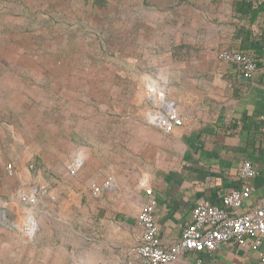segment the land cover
<instances>
[{
  "label": "crops",
  "instance_id": "1",
  "mask_svg": "<svg viewBox=\"0 0 264 264\" xmlns=\"http://www.w3.org/2000/svg\"><path fill=\"white\" fill-rule=\"evenodd\" d=\"M165 2L160 15L153 13L163 19L165 40L157 48L163 52L153 49L151 56L152 87L172 102L182 126L164 134L150 123L162 137L158 145L145 124L137 127L146 138L116 137L115 146L127 144L133 154L119 162L120 171L102 160L103 152L94 159L95 145L85 143L93 149H81L70 163L80 159L89 170L72 177L66 169L61 179L47 166L35 167L58 154L43 147H58L59 109L42 100L60 94L38 91L43 69L39 74L36 67L43 65L23 60V0H0V115L6 122L0 124V162L15 164L14 174H0V264H126L127 251L140 241L137 216L147 202L145 188L156 200L154 219L164 246L181 238L201 201L221 206L224 195L243 185L251 192L237 213L264 200V0L254 6V17L236 11L241 0ZM172 2L184 5L172 11ZM223 49L253 54V77L220 61ZM105 141L99 147L106 148ZM245 161L259 174L243 182L237 172ZM109 177L112 188L94 196L91 186ZM33 192L38 200L30 206L20 194ZM29 219L37 227L32 241L20 231ZM197 258L201 264H261L257 252L233 245L185 253L177 264H195Z\"/></svg>",
  "mask_w": 264,
  "mask_h": 264
},
{
  "label": "rangeland",
  "instance_id": "2",
  "mask_svg": "<svg viewBox=\"0 0 264 264\" xmlns=\"http://www.w3.org/2000/svg\"><path fill=\"white\" fill-rule=\"evenodd\" d=\"M167 5L165 0H23V60L43 65L36 67L39 74L43 69L38 91L60 94L42 100L43 106L59 109L58 147H43L51 156L58 154L54 162L35 167L47 166L50 174L62 179L78 151L93 149L85 144L90 142L97 152L94 159L100 160L103 152L102 160L120 171L119 162L131 161L132 153L127 144L119 148L112 140L145 137L138 129L142 124L147 134L154 133L158 145L162 137L150 126L153 104L144 92L153 85V49L161 54L158 44L165 40L163 19L153 13L160 15L159 9ZM180 5L184 4L172 2V11ZM171 22L176 24V18ZM3 119L0 115L5 127ZM120 123L134 125L133 132L128 126L120 131L115 126ZM79 136L85 141L77 140ZM105 140L108 146L99 147ZM8 164L15 165L0 162V174H7ZM86 169L81 166L78 174H86Z\"/></svg>",
  "mask_w": 264,
  "mask_h": 264
},
{
  "label": "built area",
  "instance_id": "3",
  "mask_svg": "<svg viewBox=\"0 0 264 264\" xmlns=\"http://www.w3.org/2000/svg\"><path fill=\"white\" fill-rule=\"evenodd\" d=\"M253 7L259 0H247ZM217 58L234 65L247 79L253 77L258 70L257 58L247 52L223 49L217 53ZM144 98L153 104L150 123L155 124L164 134H171L182 126L175 106L167 100L164 94L154 87L147 88ZM82 166L80 159L74 160L67 167L70 176L75 177ZM34 164H30L32 169ZM13 165L6 166L8 175L14 174ZM259 174L251 162L245 161L238 169L237 177L243 182L257 177ZM112 188V179L107 178L100 185H92L91 193L96 196L103 190ZM250 188L243 185L233 189L223 196L222 205L216 206L208 201H201L192 210L191 223L188 224L176 242L164 246L161 244L159 231L155 224L154 214L156 200L151 188H145L147 202L137 216V226L140 229V241L126 253V264H177L179 257L188 252L207 253L223 245H233L237 248L251 249L258 253L261 264H264V200L248 212L237 213L244 201L250 196ZM41 193H46L43 190ZM23 202L30 206L37 203V194H20ZM1 223V222H0ZM22 234L32 241L37 227L32 219L20 228ZM200 258L195 264H201Z\"/></svg>",
  "mask_w": 264,
  "mask_h": 264
},
{
  "label": "trees",
  "instance_id": "4",
  "mask_svg": "<svg viewBox=\"0 0 264 264\" xmlns=\"http://www.w3.org/2000/svg\"><path fill=\"white\" fill-rule=\"evenodd\" d=\"M262 8H264V7H262ZM235 9H236V11H238L242 14H248L250 12L252 17H254L256 12L258 11V10H254L252 3L248 2L247 0H241V2L235 6Z\"/></svg>",
  "mask_w": 264,
  "mask_h": 264
}]
</instances>
